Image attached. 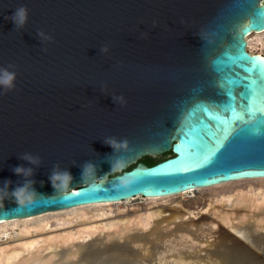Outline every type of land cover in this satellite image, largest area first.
<instances>
[{
	"label": "water",
	"instance_id": "water-1",
	"mask_svg": "<svg viewBox=\"0 0 264 264\" xmlns=\"http://www.w3.org/2000/svg\"><path fill=\"white\" fill-rule=\"evenodd\" d=\"M21 6L28 23L16 31L6 17ZM262 31L264 0H0V68L16 72L15 89L0 94V188L13 182L0 221L264 177V125L225 141L228 122H201L200 110H217L226 65L264 60L246 41ZM109 138L128 149L114 153ZM88 164L95 176L83 181ZM54 171L71 173L67 189L53 190ZM25 180L41 194L21 206L11 188Z\"/></svg>",
	"mask_w": 264,
	"mask_h": 264
},
{
	"label": "bare ground",
	"instance_id": "bare-ground-1",
	"mask_svg": "<svg viewBox=\"0 0 264 264\" xmlns=\"http://www.w3.org/2000/svg\"><path fill=\"white\" fill-rule=\"evenodd\" d=\"M253 33L258 32L246 36L247 50L264 55L263 41L257 44L260 51L253 52ZM191 192L143 198L185 197ZM139 198L142 197L99 204H122ZM260 200L256 202L252 194L240 193L205 209L229 225L233 232L230 234L236 237L222 228L214 229L215 224H209L205 215L191 218L192 212L185 209L162 207L149 211L142 219L135 214L120 215L85 227L90 230L87 237L66 232L44 236L39 245L35 238L22 237L23 242L0 248V264H264V189ZM207 237L217 239L206 244ZM193 239L206 244L204 254ZM249 244L263 249L259 252Z\"/></svg>",
	"mask_w": 264,
	"mask_h": 264
},
{
	"label": "rangeland",
	"instance_id": "rangeland-1",
	"mask_svg": "<svg viewBox=\"0 0 264 264\" xmlns=\"http://www.w3.org/2000/svg\"><path fill=\"white\" fill-rule=\"evenodd\" d=\"M250 38L253 52L257 50L260 51L261 47L262 49L264 48V46H257L261 41H263L264 44V31L253 33V36ZM262 189H264V179H245L194 190L185 197L173 196L165 199H146L142 197L122 204H96L73 209L49 211L27 218L1 222L0 248L21 243L23 242L22 237L35 238L37 241L36 245L41 243V239L44 236L66 232H71L74 236L79 235L87 237V233L90 230L85 229V227L89 228L94 224L106 223L109 219H116L117 216L120 215L131 216L135 214L139 219H142L149 211L162 207L185 209L192 212L191 218H198L200 215H205L207 221L209 220V224H215V226H213L214 229L218 230L222 228V231L224 230V232L230 234L233 232H231L232 230L229 225L215 218L211 210L205 212V209H210L209 207L213 205H220V201H225L227 196L229 197L240 193L252 194L256 202H259L261 201ZM251 209L255 210L254 208ZM24 229H27L28 232H25ZM22 231L24 232L22 233ZM230 235L232 237L237 236L235 234ZM215 238L217 239V237H214V239L213 237H207L205 241H209H207L206 244L213 242ZM194 240L196 239L192 241L194 242ZM196 243L201 245V247L199 246L201 253L203 252L202 248H207L205 243L202 244V242L199 241ZM197 244H195V246H197ZM249 246L259 252L263 249L262 247L257 249L251 244H249Z\"/></svg>",
	"mask_w": 264,
	"mask_h": 264
},
{
	"label": "snow or ice",
	"instance_id": "snow-or-ice-1",
	"mask_svg": "<svg viewBox=\"0 0 264 264\" xmlns=\"http://www.w3.org/2000/svg\"><path fill=\"white\" fill-rule=\"evenodd\" d=\"M220 87L223 99L215 106L217 110L201 103V122L205 117L209 120L222 117L228 122L225 141L233 133L264 125V60L246 54L245 60L226 65Z\"/></svg>",
	"mask_w": 264,
	"mask_h": 264
},
{
	"label": "clouds",
	"instance_id": "clouds-1",
	"mask_svg": "<svg viewBox=\"0 0 264 264\" xmlns=\"http://www.w3.org/2000/svg\"><path fill=\"white\" fill-rule=\"evenodd\" d=\"M28 9L24 6L18 7L15 9L14 14L10 17H6V19L11 20V22L15 26L16 31L23 30L28 23ZM38 35L45 41H51V37L45 35L44 32H39ZM143 38H147V34H144ZM103 51H107V49H103ZM14 65H8L7 68H0V94H7L15 89L16 84V72L10 71L9 69L14 68ZM113 103H119L120 105L126 104V101L123 96H113ZM105 144L113 150L114 153H120L122 150L128 149V141L127 140H117L116 138H109L105 141ZM22 159L27 160L29 163L37 164L39 158H33L30 154H25ZM124 166V162L122 159H117L114 164L111 165V170H117ZM15 175L17 176H25L30 177L32 173V169H25L22 166H16L12 169ZM89 175L95 176V169L91 164L85 165L82 170L81 179L84 181ZM49 181L52 185L54 191L59 189H67L69 184L73 181L70 172H60L54 171L52 175L49 177ZM11 180L4 181L3 188H0V193H3L5 196L8 195L9 186L12 185ZM35 181L25 180L23 185H17L15 188H11V196L15 198V202L18 205H25L26 203H31L33 198L40 195L41 193L37 192L34 187ZM41 187H43V183H41Z\"/></svg>",
	"mask_w": 264,
	"mask_h": 264
},
{
	"label": "trees",
	"instance_id": "trees-1",
	"mask_svg": "<svg viewBox=\"0 0 264 264\" xmlns=\"http://www.w3.org/2000/svg\"><path fill=\"white\" fill-rule=\"evenodd\" d=\"M173 156V154L169 151L161 156L158 157H143L140 161L143 162L144 164H146L147 166H151L159 161H162L164 159H167L169 157ZM131 167H133V165H131L130 167H128V169H130ZM118 174V173H115Z\"/></svg>",
	"mask_w": 264,
	"mask_h": 264
}]
</instances>
